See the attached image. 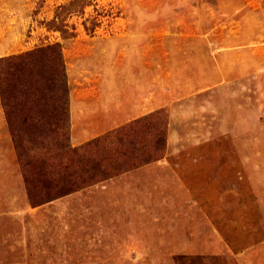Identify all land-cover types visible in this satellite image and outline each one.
Here are the masks:
<instances>
[{
	"label": "rangeland",
	"instance_id": "obj_1",
	"mask_svg": "<svg viewBox=\"0 0 264 264\" xmlns=\"http://www.w3.org/2000/svg\"><path fill=\"white\" fill-rule=\"evenodd\" d=\"M52 43L68 101L162 95L69 145L162 110L163 157L125 129L109 177L32 205L0 104V264H264V0H0V57Z\"/></svg>",
	"mask_w": 264,
	"mask_h": 264
},
{
	"label": "trees",
	"instance_id": "obj_2",
	"mask_svg": "<svg viewBox=\"0 0 264 264\" xmlns=\"http://www.w3.org/2000/svg\"><path fill=\"white\" fill-rule=\"evenodd\" d=\"M68 90L59 43L0 57V104L23 173L30 204L39 205L96 182L113 163L106 154L114 137L140 128L149 137L148 151L130 152L135 166L158 160L166 125L162 110L121 126L79 147L68 143ZM146 119V120H145ZM142 121V122H141ZM102 141L105 147H100ZM107 144V145H106ZM103 145V146H104ZM107 161V165L104 162Z\"/></svg>",
	"mask_w": 264,
	"mask_h": 264
},
{
	"label": "crops",
	"instance_id": "obj_3",
	"mask_svg": "<svg viewBox=\"0 0 264 264\" xmlns=\"http://www.w3.org/2000/svg\"><path fill=\"white\" fill-rule=\"evenodd\" d=\"M186 4V3H185ZM185 7H188L186 4ZM183 9H181L182 11ZM161 21L157 20L156 23L144 24L141 22L140 26L142 29L150 26H161ZM176 25V23H174ZM187 24L185 23V26ZM143 34V33H142ZM132 43H149L150 38L146 35L134 36L131 37ZM134 51H132L133 53ZM136 53L142 54V49H135ZM143 79L137 82L136 88L128 90V95L130 94V101L127 100L123 106H117L110 101H95L92 98H81L78 99L77 95L71 90L70 98L68 101V116L70 123V141L72 145H78L84 140L88 139L91 136L98 134V131L105 127L108 124L116 123L122 120V118L130 117L136 118L144 112H148V108L159 107V104H155L152 102H158L162 95H157L153 101H148V99L144 100L142 97L145 87H144ZM158 88L156 91L158 92ZM137 92V93H136ZM138 93L141 95V99L136 102L133 101V98H136ZM129 99V98H128ZM75 125H80L79 128L76 129ZM170 130V128H169ZM170 132V131H169ZM169 135V134H168Z\"/></svg>",
	"mask_w": 264,
	"mask_h": 264
}]
</instances>
